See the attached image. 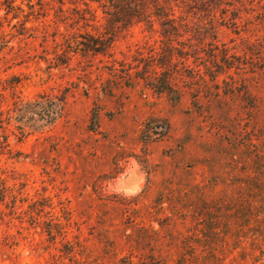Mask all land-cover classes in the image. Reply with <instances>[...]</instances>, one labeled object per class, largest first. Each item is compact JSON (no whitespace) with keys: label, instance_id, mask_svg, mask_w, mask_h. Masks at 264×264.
Here are the masks:
<instances>
[{"label":"rangeland","instance_id":"374dc122","mask_svg":"<svg viewBox=\"0 0 264 264\" xmlns=\"http://www.w3.org/2000/svg\"><path fill=\"white\" fill-rule=\"evenodd\" d=\"M236 5L186 20L174 46L198 50L164 93L146 26L69 53L101 12L0 5V264H264V1Z\"/></svg>","mask_w":264,"mask_h":264},{"label":"trees","instance_id":"16d2710c","mask_svg":"<svg viewBox=\"0 0 264 264\" xmlns=\"http://www.w3.org/2000/svg\"><path fill=\"white\" fill-rule=\"evenodd\" d=\"M25 1L29 9L27 13H25L23 8V2ZM36 1L37 3L35 4L34 0H23L21 4H17V0H0V5L6 9L8 15L12 14L13 19L19 18L20 15H23L24 19H38L39 17L36 15H41L43 13L42 9L45 6H50L52 2H57L59 4L58 12L60 14L57 15L58 19H69L64 9L66 0ZM70 1L75 5L73 9L74 16L71 19L96 20L100 19L99 12H101V19H105V25L103 29L99 26H92L95 33L87 31L83 35L79 34L77 37L83 38L82 41L77 40V37H73L76 38L73 41L67 39L69 42V53L82 52L86 55H109L119 37L136 25H144L162 38L163 44L159 56L152 60L153 63L151 65H147L144 68V75L141 76L148 85L160 93L172 90L171 81L174 79L175 74L178 73L177 62H175L176 54H178L184 62V65H186L192 53L196 54L198 50L197 46L188 45L189 47H187L184 42L181 43L184 46L181 50L174 46L173 42L175 40H179V38L187 34L196 37V34L201 33V29L190 26L186 20L241 19L240 15H235L233 12L231 14L230 11L238 10L236 4H242L243 2V0ZM36 6H39L40 9L37 10ZM42 16L46 17L47 13L44 11ZM156 25H158V28ZM86 26L88 27L90 25ZM75 35L77 33H74L72 36ZM225 63L227 62L225 61ZM224 67V64L222 67H218L220 72H222ZM211 78L216 79L217 75L212 73Z\"/></svg>","mask_w":264,"mask_h":264}]
</instances>
